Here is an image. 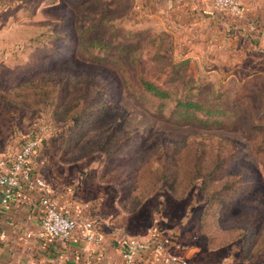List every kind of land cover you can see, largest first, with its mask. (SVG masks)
<instances>
[{
	"label": "rangeland",
	"instance_id": "374dc122",
	"mask_svg": "<svg viewBox=\"0 0 264 264\" xmlns=\"http://www.w3.org/2000/svg\"><path fill=\"white\" fill-rule=\"evenodd\" d=\"M142 1L0 0V156L37 140L47 187L114 234L158 226L189 264H264V53L205 52ZM138 69L173 93L163 113ZM178 97L232 115L177 123Z\"/></svg>",
	"mask_w": 264,
	"mask_h": 264
},
{
	"label": "crops",
	"instance_id": "0c3cea01",
	"mask_svg": "<svg viewBox=\"0 0 264 264\" xmlns=\"http://www.w3.org/2000/svg\"><path fill=\"white\" fill-rule=\"evenodd\" d=\"M155 1L167 8L169 14L163 13L164 9L154 13L169 19L176 27L192 26V36L201 39L199 43L205 52L232 48L243 60L246 56L255 60V55L264 53V0H241L244 9L241 16L216 8L213 0ZM48 190L62 204L60 196L49 187ZM41 195L39 189L23 187L12 204L5 207L0 191V264H125L107 221L102 226L105 241L101 244L88 242L82 235L53 243L39 237Z\"/></svg>",
	"mask_w": 264,
	"mask_h": 264
},
{
	"label": "built area",
	"instance_id": "2783aa9c",
	"mask_svg": "<svg viewBox=\"0 0 264 264\" xmlns=\"http://www.w3.org/2000/svg\"><path fill=\"white\" fill-rule=\"evenodd\" d=\"M216 8L234 16L243 14L241 0H213ZM39 142L29 140L12 155L0 156V191L1 203L9 207L15 194L23 187L39 189L42 195L39 199L38 236L47 243L67 239L75 235L94 244L105 241L102 222L91 216H83L81 211L70 210L51 196L43 177L36 172L33 159L38 153ZM28 236H31L29 233ZM125 264L148 262L149 264H189L188 260L172 252L170 238L156 226L148 238H138L130 235H114Z\"/></svg>",
	"mask_w": 264,
	"mask_h": 264
},
{
	"label": "trees",
	"instance_id": "16d2710c",
	"mask_svg": "<svg viewBox=\"0 0 264 264\" xmlns=\"http://www.w3.org/2000/svg\"><path fill=\"white\" fill-rule=\"evenodd\" d=\"M87 47L88 45H86ZM130 85L134 90L140 92L142 99L150 100L161 113L164 112L167 102L174 97L169 88L152 79L140 69L136 71L135 79ZM174 100L175 105L170 110L169 118L177 123L191 122L205 127L219 126L223 118L232 115L221 105H206L205 102L185 97H178ZM258 126L260 127L256 126V129L264 128V125ZM252 134L253 132L251 136ZM211 199L215 200V198Z\"/></svg>",
	"mask_w": 264,
	"mask_h": 264
}]
</instances>
